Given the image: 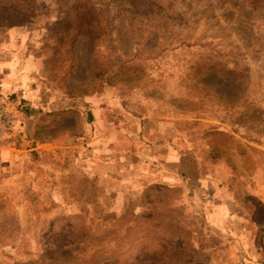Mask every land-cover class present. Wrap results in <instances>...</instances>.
Wrapping results in <instances>:
<instances>
[{
    "label": "rangeland",
    "instance_id": "rangeland-1",
    "mask_svg": "<svg viewBox=\"0 0 264 264\" xmlns=\"http://www.w3.org/2000/svg\"><path fill=\"white\" fill-rule=\"evenodd\" d=\"M19 51L0 264H264V0H0Z\"/></svg>",
    "mask_w": 264,
    "mask_h": 264
},
{
    "label": "crops",
    "instance_id": "crops-1",
    "mask_svg": "<svg viewBox=\"0 0 264 264\" xmlns=\"http://www.w3.org/2000/svg\"><path fill=\"white\" fill-rule=\"evenodd\" d=\"M23 33L16 30L9 35V48L18 50ZM13 54L7 62L0 64V95H12L13 101L31 105L40 99V84L36 78L37 64L33 60L24 62L22 54ZM1 101V99H0ZM20 108V107H19Z\"/></svg>",
    "mask_w": 264,
    "mask_h": 264
},
{
    "label": "built area",
    "instance_id": "built-area-1",
    "mask_svg": "<svg viewBox=\"0 0 264 264\" xmlns=\"http://www.w3.org/2000/svg\"><path fill=\"white\" fill-rule=\"evenodd\" d=\"M20 103L8 100L0 102V138H5L14 135L21 126V119L18 116V109Z\"/></svg>",
    "mask_w": 264,
    "mask_h": 264
},
{
    "label": "trees",
    "instance_id": "trees-1",
    "mask_svg": "<svg viewBox=\"0 0 264 264\" xmlns=\"http://www.w3.org/2000/svg\"><path fill=\"white\" fill-rule=\"evenodd\" d=\"M19 103H20L19 107L22 109V107H23V106H22V103H21V102H19Z\"/></svg>",
    "mask_w": 264,
    "mask_h": 264
}]
</instances>
